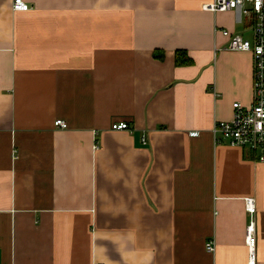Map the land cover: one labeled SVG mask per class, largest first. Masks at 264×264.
Here are the masks:
<instances>
[{
    "label": "crops",
    "instance_id": "obj_1",
    "mask_svg": "<svg viewBox=\"0 0 264 264\" xmlns=\"http://www.w3.org/2000/svg\"><path fill=\"white\" fill-rule=\"evenodd\" d=\"M24 1L0 0V264H249L252 224L264 264L263 152L212 135L253 104L252 54L222 51L221 32L251 40L253 18L212 0Z\"/></svg>",
    "mask_w": 264,
    "mask_h": 264
},
{
    "label": "built area",
    "instance_id": "obj_2",
    "mask_svg": "<svg viewBox=\"0 0 264 264\" xmlns=\"http://www.w3.org/2000/svg\"><path fill=\"white\" fill-rule=\"evenodd\" d=\"M204 10L212 13H225L240 11L242 15L254 20L252 39L247 40L240 35L231 34L222 30V34L228 39L227 45L222 51L251 53L254 64L253 76V104L245 108L240 103H235L234 116L229 122H216L212 128V135L216 144H225L232 148H250L255 153L263 152L259 161L264 162V0H212L205 5ZM13 10L27 12L30 6L24 0H14ZM55 126L67 129V124L58 120ZM114 131H131L127 123H115ZM198 137L199 133L190 134ZM146 144L145 139H142ZM247 210L250 214L255 213L253 199L246 200ZM255 226L252 224L247 230V245L249 247V264H255ZM213 242L207 244L210 253L215 252Z\"/></svg>",
    "mask_w": 264,
    "mask_h": 264
},
{
    "label": "trees",
    "instance_id": "obj_3",
    "mask_svg": "<svg viewBox=\"0 0 264 264\" xmlns=\"http://www.w3.org/2000/svg\"><path fill=\"white\" fill-rule=\"evenodd\" d=\"M176 64L178 66H189L192 65V60L187 57L186 53L182 51L177 52ZM158 59H163V55L157 56Z\"/></svg>",
    "mask_w": 264,
    "mask_h": 264
}]
</instances>
